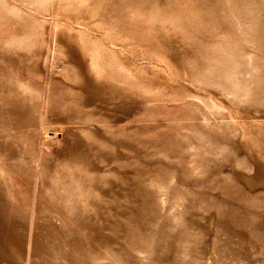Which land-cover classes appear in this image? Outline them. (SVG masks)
Instances as JSON below:
<instances>
[{
  "label": "rangeland",
  "instance_id": "rangeland-1",
  "mask_svg": "<svg viewBox=\"0 0 264 264\" xmlns=\"http://www.w3.org/2000/svg\"><path fill=\"white\" fill-rule=\"evenodd\" d=\"M0 264H264V0H0Z\"/></svg>",
  "mask_w": 264,
  "mask_h": 264
},
{
  "label": "bare ground",
  "instance_id": "bare-ground-1",
  "mask_svg": "<svg viewBox=\"0 0 264 264\" xmlns=\"http://www.w3.org/2000/svg\"><path fill=\"white\" fill-rule=\"evenodd\" d=\"M78 215H79V219H76V221L77 220L81 221V220H83L84 217L86 218V220L88 219L89 221H93L98 214L96 212V214L94 215V212H92V209H79ZM98 218H99V216H98Z\"/></svg>",
  "mask_w": 264,
  "mask_h": 264
}]
</instances>
